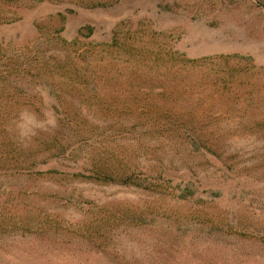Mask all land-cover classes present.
I'll list each match as a JSON object with an SVG mask.
<instances>
[{"label":"rangeland","instance_id":"1","mask_svg":"<svg viewBox=\"0 0 264 264\" xmlns=\"http://www.w3.org/2000/svg\"><path fill=\"white\" fill-rule=\"evenodd\" d=\"M0 264H264V0H0Z\"/></svg>","mask_w":264,"mask_h":264},{"label":"trees","instance_id":"2","mask_svg":"<svg viewBox=\"0 0 264 264\" xmlns=\"http://www.w3.org/2000/svg\"><path fill=\"white\" fill-rule=\"evenodd\" d=\"M13 223L16 225V223H15L14 221H13ZM15 225H14V226H15ZM16 227H17V228H19V226H18V225H16Z\"/></svg>","mask_w":264,"mask_h":264}]
</instances>
